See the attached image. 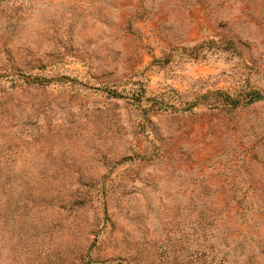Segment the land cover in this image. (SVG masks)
<instances>
[{
    "label": "rangeland",
    "instance_id": "obj_1",
    "mask_svg": "<svg viewBox=\"0 0 264 264\" xmlns=\"http://www.w3.org/2000/svg\"><path fill=\"white\" fill-rule=\"evenodd\" d=\"M0 264H264V0H0Z\"/></svg>",
    "mask_w": 264,
    "mask_h": 264
},
{
    "label": "trees",
    "instance_id": "obj_2",
    "mask_svg": "<svg viewBox=\"0 0 264 264\" xmlns=\"http://www.w3.org/2000/svg\"><path fill=\"white\" fill-rule=\"evenodd\" d=\"M248 96L250 97V99H254V100H256V99H260V98H262L263 96H261V95H259V94H254V92H249L248 93Z\"/></svg>",
    "mask_w": 264,
    "mask_h": 264
}]
</instances>
